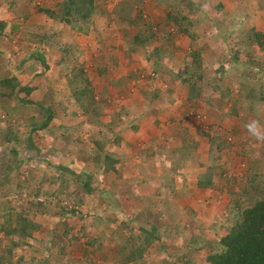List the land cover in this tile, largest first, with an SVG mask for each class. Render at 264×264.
Returning a JSON list of instances; mask_svg holds the SVG:
<instances>
[{
    "label": "trees",
    "instance_id": "obj_1",
    "mask_svg": "<svg viewBox=\"0 0 264 264\" xmlns=\"http://www.w3.org/2000/svg\"><path fill=\"white\" fill-rule=\"evenodd\" d=\"M227 1L233 5L242 4L241 0ZM247 1L264 8V0ZM148 2L149 7L158 11L153 20L130 5H120L118 21L130 42V47L124 50V54L127 51L125 57L128 52L140 51L151 60L153 72H159L160 68L169 69L167 74L159 73L166 83L162 91L151 86L155 78L146 75L142 85L138 86L139 96L133 99L138 106L142 103L146 106L148 115L155 124H162L169 138L166 144L156 141L150 148L147 143L142 148L144 156L140 152L136 160L131 154L132 162L127 163L128 158L109 153L108 145L122 142L131 147L132 144L116 133L108 137L105 118L100 116L105 113L104 104L109 107L106 105L110 96L108 88H116L122 83L106 80L95 99L81 61L75 57V52L84 46L78 48L72 44L76 43L71 39L75 33L83 36L93 33L100 44L108 39V35L97 28L99 7L94 0L37 3L34 0H0L7 10H16L20 3L25 5L24 9L33 6L36 13H42L50 20L48 25H38L29 21V12L22 11L12 20L0 18V44H4L0 48V113L3 114L0 119V264H49L48 259L60 264L59 260L65 256L68 258L66 264H146V256L154 244L162 250L172 247L170 241L162 243L170 231L176 239L177 256L171 259L164 255L166 260L160 254L157 264H197L198 259L199 264H264V167L260 171L240 174L236 181L234 174L225 176L221 151L234 146L235 142L229 135L231 126L222 128L220 137L210 134L217 128L213 126L218 120L227 118L231 123L241 122L245 128L251 110L254 113L261 111L260 117L264 115V27L250 24L248 10H239V27L226 20L222 26L216 27L218 23L212 27L223 37L218 39L222 45L217 53L205 40L192 34L194 22L207 15L201 11L199 0ZM213 7L219 14H224L226 9L222 0H217ZM23 8L18 9L25 11ZM66 27L74 35L62 41L60 28L65 30ZM177 34L185 35L189 43L177 66L172 67L171 57L175 50H180L175 40ZM11 41L20 44L16 53L6 51ZM109 44L102 46L108 51L107 57L104 53L96 57L100 61L106 60L105 65H96L103 71L116 62L114 46ZM126 62L131 63L130 57ZM139 74V70L130 72L125 79H137ZM38 90L41 97L37 100L31 98L30 94H38ZM175 90L184 91V97L178 104L176 100L178 102L179 98L173 94ZM125 91L129 95L128 90ZM196 102L217 106L220 111L215 114L214 123L206 129L198 126L199 121L198 125L193 122L192 115L198 110L191 106ZM72 105L75 110L69 113L84 114L88 129L94 128L95 136L89 139V147L68 149L64 154V144L58 146L56 141L59 134L66 133V126L56 120L60 119V112H65ZM26 106L36 107L38 115L26 113ZM127 109L124 104L120 105L108 118H124L130 115ZM135 119L137 121L136 116ZM135 121L132 130L137 129ZM190 122L198 129L190 130ZM240 139L244 140L245 136ZM55 152L62 154L59 160L54 157ZM82 156L85 157L84 163ZM145 156L151 160H146ZM169 161L172 162V171ZM123 165L128 170L132 166L142 169L135 178L131 173L124 176L122 181H131L128 183L130 188L120 194L125 197L123 201L133 199L141 205L137 210L132 205L125 211L120 208L117 211L120 217L109 219L112 226L106 237L115 244L109 248L113 259L107 261V254H97L94 258L92 248L98 244H94L93 236L84 232L87 221L75 230L67 220L79 215L78 207L87 196L95 198L97 195L109 200L111 193L108 186L102 188V178L112 173L121 179ZM202 166L206 167L204 171H200ZM32 168L39 171L38 176L29 173ZM196 169L192 178L186 177ZM94 174L98 175L97 181ZM13 178L11 191L19 195L18 202L7 198L13 192L4 191V186ZM109 179L108 185L115 184ZM197 188L213 191L202 202L203 207L214 197L219 207L208 214L203 210L206 215L203 221H199L198 210L195 209L197 203H190V193ZM148 191L160 197L168 191L172 197L171 200L155 199L153 202L148 196L150 199L145 200L144 193ZM24 192L31 199L22 197ZM183 195L185 199L180 202ZM119 199L116 198L117 201ZM112 202L109 208L114 210L119 204ZM153 205L168 206L174 211L171 214L178 213L181 217L176 219L173 216L175 223H164L159 212L153 213L148 208ZM48 213L59 222V230L51 231V237L55 239L41 240L47 245L36 250L30 242L34 239V232L41 227L36 215ZM105 213L99 203L93 215ZM85 214L91 217L90 212ZM80 235L84 238L82 242H79ZM62 238L66 243H62ZM66 245L70 246L71 252L81 253L80 257L74 259ZM32 248L35 252L26 251H32Z\"/></svg>",
    "mask_w": 264,
    "mask_h": 264
},
{
    "label": "rangeland",
    "instance_id": "obj_2",
    "mask_svg": "<svg viewBox=\"0 0 264 264\" xmlns=\"http://www.w3.org/2000/svg\"><path fill=\"white\" fill-rule=\"evenodd\" d=\"M48 1L50 0H34V3L48 2ZM216 1L217 0H199V6H200L201 11H204V14H207V15H204L205 17L199 15L200 16L199 20L197 19L196 22H194L193 32H192V34H194L195 37L205 40V43H208V45L211 48L213 47L214 51L216 52L218 50L220 51L222 43H220L218 39H222L223 37L218 32L217 33L214 32L212 27L214 26V24L216 25L218 23L219 25L216 27H219L220 25L222 26L221 23H223V21L225 20L230 23L236 24V26H238L237 21L239 20V17H237V15L239 13V10H244V11L248 10V12L251 15L250 24L252 25L257 24V25H260L261 27H264V8L256 7L255 4L257 3L253 1L250 2L247 0H241L242 4L237 3L236 5H233L229 3V1L227 0H222V2H224L225 4L226 9H225V12H223L224 14H219L215 12L214 7H213ZM94 3L96 6L99 7L98 8L99 13L96 18L97 28L98 30L103 31L108 35V39L106 41L105 40L101 41L102 43L100 44L99 43L100 41L97 40L96 36L93 33L86 35V36L79 35V34L76 35V33L74 35V32L70 31V29H67V27L65 28V30L64 28L63 29L60 28L59 33H60V37L62 41H64L66 37L70 35H74V36H71L72 37L71 39H73L72 41L76 43H72V44L78 46V48H80V46H84L83 49L80 48L77 52H75V57L81 61V65L83 69L85 70V73L88 76L89 81L93 87L95 99L99 97L101 89L103 88L106 80L113 79L114 81H119L122 83L116 86V88H111V89L108 88L110 90V93H109L110 96H108L109 98H107L106 105H108L109 107H105V104H104L105 113L103 112L100 116L102 118H105L104 124L107 129L105 132L107 133L108 137H112V133H116V134L121 135L122 137L121 139L132 144L131 147L125 146L124 144H122V142H120L119 145H115V146L113 144L108 145L109 153L119 156V157L121 156L123 158H128L127 163H129V162H132L129 156L132 154L135 156L136 160H138L140 152L141 154H143L142 148H144L147 145V143L149 145V148L156 141L158 143H162V142H164L165 144L167 143V140L169 138L168 131L163 128L161 123H158V124L154 123L153 118L150 115H148L145 109L146 106L142 105L143 103L140 106H138L137 104H135L136 102H133V99L139 96L137 89H138V86L142 85L143 78L146 75H150L154 77L155 81L151 83V86H153L154 88H159L162 91L165 88L166 83L162 81L159 73L164 72L163 74H167L169 72V69L160 68L159 70L162 72L160 71L153 72L151 60L147 59L145 55L143 54V52H140V51L128 52L127 56L130 57L131 63L126 62V58L128 57L127 56L125 57V54L127 51H125V54H124V50H127L130 47V42L128 41V37H127L128 35L126 31H124L121 25L119 24L118 15L120 13V5H130L132 6L133 9L141 10L142 13L147 15L148 18H150L151 20H153L156 17V14L158 15V13H156L158 11L154 10L156 9L155 7L148 6V3H150L148 2V0L146 1L145 0H94ZM27 4L28 3H26V5ZM23 6L25 7V5L20 3L19 6L16 7L17 8L16 10L15 8L7 10L5 4H0V17L4 19L8 17L7 20H12L17 15H20L22 12H27V13L29 12V18H28L29 21H33V23L34 22L39 23L38 25H41V24L48 25L50 23V20L46 16H43L44 14L36 13L33 9V6L27 7L26 9H24ZM18 8H23L25 11H23L22 9H18ZM133 11L131 13H133ZM4 12L6 13V16L3 14ZM126 12L128 13V11ZM167 30L170 31V28L168 27ZM165 39H167V36L165 37ZM175 40H177L180 50H175L174 54L171 57L170 62L172 64V67L177 66L182 54H184L183 50H185L188 47V43H189L187 37L183 34H177L175 37ZM72 41H69L68 43H71ZM109 43H112L114 46L113 52H114V56L116 57V62L114 66L108 67V70L103 71L101 68H99L96 65L98 64L105 65L106 60L102 59L100 61V60H97L96 57L98 54H103V53L105 57H107L108 51L105 48L103 49L102 46L103 45L108 46L110 45ZM3 46L4 44H0V48ZM18 46H20V44L15 43V41L14 42L11 41L10 44L7 46L8 49L6 51H8V53H10L11 51L16 53L18 50ZM168 46L170 47V45ZM9 50L11 51L9 52ZM260 51L261 49L258 52ZM138 70H139L140 76L137 79H133V80L125 79V75L129 74L130 72H137ZM125 90H128L129 95H126ZM37 93L38 94H34V93L30 94V97L37 100L38 98L41 97V91L38 90ZM174 93H175L174 97L177 98L178 96L179 98L178 102L176 100V104H178L180 100H182V98L184 97V91L176 92L175 90L173 94ZM124 96H126L125 99L127 100L123 99ZM123 104L127 106L128 108L127 111H130V113L128 112L130 115L125 116L124 118L120 117L117 119H109L108 115H110L111 112H114L116 108H118L120 105L122 106ZM247 104H248V100H247ZM193 106L195 107L193 108L194 110L195 109L198 110L197 115H199V119L202 120V124H207L209 126L212 125V123H214L213 118L215 117V114L220 112L217 106L213 107V106H209L205 104H200L197 102L191 107ZM24 109L26 113L31 112L33 114L38 115L36 111V107L26 106L24 107ZM74 110L75 109L73 105L69 106V108L65 110V112H60V119L56 120V121L60 120L66 126V130H65L66 133L63 132L61 135L59 134L58 135L59 137L57 138V141H56L58 146L64 144L65 146L63 147V149L65 150L64 154H67V152L69 151L68 149L74 150L76 147H78L79 149L84 148L85 146L89 147L91 145L89 139L95 136L94 128L88 129V124L85 122L84 114L82 115L81 113H78L76 115H73L69 113V111H74ZM16 112H18V110ZM260 113L261 111L258 112L256 110V112L254 113L251 110V112L247 116V120L257 119L259 120L261 124L264 123V115L261 114L263 117L262 118L258 115ZM2 116L3 114L0 113V119ZM135 116L137 117V121H135L136 120ZM134 121L136 122V128H137L136 130H132ZM193 122L197 124L195 121ZM189 125H190V130L193 131L195 126H192L191 122ZM226 126L228 127L231 126L229 135L232 138L231 140L234 141L235 143H234V146L231 145V148H223L221 151V156L224 159V169H225L223 172L224 175L227 176L228 174L233 173L236 177L235 178V181H236L239 178L240 174H246L250 171L252 172L260 171L261 168L264 167V155L260 157H258L257 155L264 154V142L257 141L255 138L250 136L246 128H244L241 122H238L237 124L235 122L231 123L230 120H228L227 118L218 120L217 124H214L213 126V128L215 127L217 128L214 131L212 130L213 132L210 134L220 137L222 135L221 129L222 128L224 129ZM232 126L234 127L232 128ZM195 128L196 130L198 129L197 126ZM242 136H245V139L241 141L240 138ZM204 137L203 139L206 140V136ZM169 144H172V143L170 142ZM242 150L248 151V153H243ZM61 155H59L58 152L57 153L55 152L54 157H56L59 160L61 158ZM83 156L81 158L84 163L85 157ZM142 156H144V154ZM145 159L151 160L150 157H146ZM142 163H144V165L147 166L145 161H143ZM169 163L170 164L168 165H170V170L172 171L171 169L172 162L169 161ZM174 163H175V160H174ZM144 165L142 166L144 167ZM187 168H190V166H187ZM204 169H206V167L202 166L200 168V171H204ZM140 170L142 169L141 168L136 169V166H132L131 170H128L127 168L125 169L123 165L121 168V172H120L121 175H123V177L121 176V179L119 177H116L112 173H110L109 175L106 174L102 178L103 180L101 182L103 183L102 188H106V186H108V189L110 190L109 191L111 193V196L109 198L110 202L115 200L112 203L118 202L117 205L119 204L114 210L109 208L110 207L109 204L111 203L109 202L108 199L103 200L100 196H97V195L95 198L87 196L84 199V201L80 203L81 205H79L78 207L79 215H75L73 219L71 218L70 220L69 219L67 220L72 224V227L75 230L79 228L82 222L87 221V223L85 222L86 227L84 229V232L88 236H93V238H95L94 244L96 243L98 244V247L96 246L92 248L93 250V252L91 253L92 257L95 258L98 255L107 254L108 255L107 261L110 260L111 258L113 259L114 255L112 252L109 253V250H110L109 248L111 246L114 247L115 244L114 243L112 244L111 242L112 240H109L106 237V234H108L109 227L112 226V222L109 219H111V217L113 216H116L119 218L120 215L118 214L117 211H119L120 208H121V211H125L128 209L129 205H132L133 207L135 206L136 209L135 208L134 209L137 210V207L141 205L139 202H135L133 199L129 200L127 198L126 201H123L122 199H125V197H121L120 195L122 193L121 191H124V193H126L125 189L130 188V185L128 183H130L131 181L130 182L122 181V179H124V176L131 173L132 177L135 178L139 174V172H141ZM195 172H197V169L194 172L193 170H191L186 175V177L192 178L193 173ZM29 173H34V176L35 175L38 176L39 171L35 168H32ZM109 178H111L113 182H115V184L113 183L112 186L108 185L110 184ZM97 179H98V175L96 174L94 176V180L97 181ZM14 181L15 179L13 178L11 182L7 183L4 186V191H8V190L11 191L14 185ZM45 183L48 184L47 179L45 180ZM208 191L209 192L207 194L192 193V195H196L195 198L193 199H194V202L197 203L195 209L198 210L199 219H200V220L198 219L199 221L201 220L203 221L204 219L206 220V217H205L206 215L203 213V210L205 211L206 214H208L210 211L216 210L215 208L218 207V203L214 196H213L214 198L211 200V203L208 200V203L206 205L207 207L205 206L206 208L201 205L203 201H206L207 198H209V195H210L209 193L213 192L212 190H208ZM48 192H50V189H48ZM144 194H145L144 195L145 200L146 198H148L147 200L151 198L150 200L151 201L153 200V202L155 201V199L157 200L159 199V201L160 200L166 201L172 197V194L169 193L168 191L165 192L164 195H162L161 197L158 194H154L149 191L148 193L145 192ZM28 195L29 194L24 192L21 196L24 198H30L31 196L30 195L28 196ZM18 196L19 195L17 193L13 192L12 194L8 195L7 198H11V201L13 202L14 201L18 202ZM148 196H150V198ZM116 198H120L119 201H117ZM184 199L185 197L183 195V197L179 198V201L182 202ZM194 202H192V199H190V203L194 204ZM220 202H224V201L220 200ZM99 203L101 205V208H103L106 211V213L103 215H93V213L96 212V210H98ZM145 206H147V204H145ZM148 208L151 209L153 213L159 212V214L161 215L160 218H162L164 223L170 222V221L175 223V220L172 219V217L174 216L176 217V219H179L181 217L180 214L178 213L171 214L174 211H172V209H170L168 206H165L163 208L162 206L153 205ZM149 209H148V212H150ZM85 212H90L91 217L90 216L87 217V214H85ZM36 219L40 222L41 227L38 231L34 232V235H33L34 239H32L31 241L29 240V241L31 242V245L34 248H36V250H38V248H42L47 245L45 242H42L41 240L55 239L54 236L51 237V231L55 232V230L56 231L59 230L58 229L59 222H57V219L52 217L49 213L47 215L37 214ZM168 234H169V237L165 238V240L163 239L162 243L166 244L167 241H170L172 242L171 243L172 247L171 248L166 247L165 250H162L158 244H154L151 247L152 248L151 251L150 252L148 251L150 254L146 256V260H145L146 264H157L160 254L163 257L164 255H166L171 259L176 258L177 256V254L175 253L176 245H174L175 243L174 240L176 239L173 236V231L172 232L170 231ZM83 240L84 238L80 235L79 242H82ZM61 241L62 243H66V240L64 238H62ZM66 247H67V250H69L68 252H71L70 246L66 245ZM74 247L77 250V247L75 245ZM26 251L28 253L35 252L33 248H32V251L31 249H28ZM71 253H72L71 255L73 256V258L75 257L74 259L79 258L81 255V253L79 252H71ZM67 259L68 258L66 256L62 257L59 260V263L66 264ZM97 259L102 260V258L100 257H98ZM48 261H49V264H56V262L53 261L52 259H48ZM198 261L199 259L196 260L197 264H199Z\"/></svg>",
    "mask_w": 264,
    "mask_h": 264
},
{
    "label": "clouds",
    "instance_id": "obj_3",
    "mask_svg": "<svg viewBox=\"0 0 264 264\" xmlns=\"http://www.w3.org/2000/svg\"><path fill=\"white\" fill-rule=\"evenodd\" d=\"M202 114V113H201ZM192 118L194 119V121L197 123V121H200L202 126L198 125L199 127L206 129L207 128V124H202V120L199 119V115H197V113H194L192 115ZM245 128L247 130V132L249 133L250 136H252L253 138H255L257 141H262L264 142V125H261V123L259 122V120L257 119H252L249 120L246 124H245ZM233 174V173H232Z\"/></svg>",
    "mask_w": 264,
    "mask_h": 264
},
{
    "label": "crops",
    "instance_id": "obj_4",
    "mask_svg": "<svg viewBox=\"0 0 264 264\" xmlns=\"http://www.w3.org/2000/svg\"><path fill=\"white\" fill-rule=\"evenodd\" d=\"M3 14L6 16V13H5V12H4ZM3 17H4V16H3ZM0 18H1V17H0ZM7 18H8V17H7ZM7 18H6V19H7ZM1 19H4V18H1ZM208 192H209V191H208L207 189H204V188H203V189H199V188H197L196 190L193 191V193H195V194H197V193L207 194ZM211 193H212V192H211ZM188 195H189V194H188ZM190 195H191V197H190V196H189V197L192 199V202H194V199H193V198H195L196 195H192V193H190ZM194 203H195V202H194Z\"/></svg>",
    "mask_w": 264,
    "mask_h": 264
}]
</instances>
